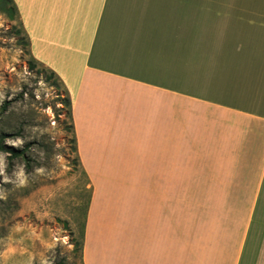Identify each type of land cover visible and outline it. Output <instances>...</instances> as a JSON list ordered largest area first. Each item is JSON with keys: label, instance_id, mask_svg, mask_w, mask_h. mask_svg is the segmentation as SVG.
Instances as JSON below:
<instances>
[{"label": "crops", "instance_id": "crops-1", "mask_svg": "<svg viewBox=\"0 0 264 264\" xmlns=\"http://www.w3.org/2000/svg\"><path fill=\"white\" fill-rule=\"evenodd\" d=\"M72 100L83 264H264V0H13Z\"/></svg>", "mask_w": 264, "mask_h": 264}, {"label": "rangeland", "instance_id": "rangeland-1", "mask_svg": "<svg viewBox=\"0 0 264 264\" xmlns=\"http://www.w3.org/2000/svg\"><path fill=\"white\" fill-rule=\"evenodd\" d=\"M31 61L18 15L0 2V139L27 152L15 160L0 152V264H83L91 188L76 163L64 89Z\"/></svg>", "mask_w": 264, "mask_h": 264}, {"label": "trees", "instance_id": "trees-1", "mask_svg": "<svg viewBox=\"0 0 264 264\" xmlns=\"http://www.w3.org/2000/svg\"><path fill=\"white\" fill-rule=\"evenodd\" d=\"M0 2L2 3V9H3V12L4 13L8 14L10 17H13L15 14L18 15L17 7H16V5H15V3H14L13 0H0ZM26 39H27V46L29 47V50H30V42H29V39H28L27 36H26ZM30 54H31V52H30ZM31 57H32V55H31ZM34 62L36 64H39L32 57V61H31L30 65H29L30 69H33V70L35 69L36 64ZM39 65H41V64H39ZM49 71L51 73V78L55 79V81L57 83L61 84V86L64 89L65 98L63 100L65 102V106L68 109V117L71 120L70 131H71V133L73 135V138H72V142L74 144L73 152L76 155V163L79 166L80 170L82 171L81 164H80V161H79V158H78V151H77V145H76V137H75V131H74V123H73V116H72V100H71V97L68 94L67 90L65 89L63 83L59 79V77L53 71H51V70H49ZM4 110H6V107H5ZM6 138L7 137L4 134L1 135V139H0V152H4V153L8 154L10 156V158H13V160L20 159L22 157H24L25 159H27V157H26V153H27L26 150H15V149L6 147V145H5V139ZM82 173H83V171H82ZM83 175H84V177L87 180V184H89V181L87 179L86 174L83 173ZM90 198H91V196H90ZM89 205H90V199H89V204H88L87 211L89 209ZM84 235H85V233H84ZM82 261H83V257H82Z\"/></svg>", "mask_w": 264, "mask_h": 264}]
</instances>
